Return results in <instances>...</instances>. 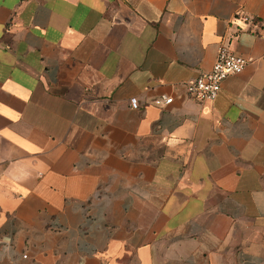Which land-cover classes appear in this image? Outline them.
<instances>
[{"label":"crops","instance_id":"obj_1","mask_svg":"<svg viewBox=\"0 0 264 264\" xmlns=\"http://www.w3.org/2000/svg\"><path fill=\"white\" fill-rule=\"evenodd\" d=\"M0 264H264V0H0Z\"/></svg>","mask_w":264,"mask_h":264},{"label":"built area","instance_id":"obj_2","mask_svg":"<svg viewBox=\"0 0 264 264\" xmlns=\"http://www.w3.org/2000/svg\"><path fill=\"white\" fill-rule=\"evenodd\" d=\"M246 64V60L232 54L227 47L220 46L212 69L186 84L187 96L199 103L214 100L221 90L222 82L229 76L239 75ZM171 102L170 98H157L152 104L157 108H163ZM130 106L134 110L138 109L137 101L130 100Z\"/></svg>","mask_w":264,"mask_h":264}]
</instances>
